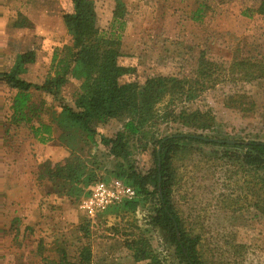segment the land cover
I'll return each instance as SVG.
<instances>
[{
  "label": "rangeland",
  "instance_id": "374dc122",
  "mask_svg": "<svg viewBox=\"0 0 264 264\" xmlns=\"http://www.w3.org/2000/svg\"><path fill=\"white\" fill-rule=\"evenodd\" d=\"M94 1L103 34L106 37L114 34L115 39H119L116 48L125 63L137 66L142 72L178 75L183 63L188 73L201 52L226 69L232 63L252 65L250 69L255 76L250 82L234 74L239 82L221 83L215 91L205 95L202 107L213 108L219 126L215 131L198 134L214 140L264 143V16L247 18L242 15L240 0H218L219 4L209 10L207 17L196 23L190 19V1L188 4L180 0H122L126 7L124 21L112 25L119 1ZM29 4L35 9L39 2ZM57 7L58 26H48L55 27L58 34H50L44 28L43 32L35 34V44L40 49L38 65L32 68L29 77L39 84L54 75L56 63L68 56L62 17L73 8L70 0H58ZM17 16L15 13L11 21L0 25V52L21 49L23 31L12 26ZM226 69L222 80L228 76ZM234 93L248 97L246 102L254 105L253 113L250 110L249 114H243L224 106L225 96ZM5 97L9 108L14 94L10 92ZM33 100L40 108L33 115L34 121L50 125L52 129L50 135H43L47 140L35 137L28 149L33 154L44 191L40 206L43 211L50 210L51 222L39 230L20 225L21 244L25 245L27 257L9 264H59L62 249L66 250L70 261L76 262L84 247L91 251L90 264H187L169 243L167 233L156 224L161 207L154 183L148 186L149 195L138 197L136 210L114 207L94 221L87 217L84 201L89 189L95 183L115 180L118 161L106 155L101 147L90 144L85 131L61 114L60 105L75 108L71 84L62 91L60 100L38 93ZM96 128L100 134L112 138L121 125L112 121L97 123ZM11 132L13 138L23 136L21 130ZM179 132L189 131L170 125L163 127L159 136ZM193 144V153L181 157L174 165L173 205L183 230L189 238L199 241L197 250L205 264H264V214L259 210L264 207V185L260 183L264 181V165L254 172L244 161L245 150ZM131 150L138 172L146 175L154 168L151 150L144 152L135 142ZM235 151H239L236 154L240 162L234 161V156L226 159ZM77 160L82 162L84 170L82 182L49 177L48 166L54 169L56 165L64 166ZM134 249L145 251L149 259L136 263ZM0 264H6L1 257Z\"/></svg>",
  "mask_w": 264,
  "mask_h": 264
},
{
  "label": "trees",
  "instance_id": "16d2710c",
  "mask_svg": "<svg viewBox=\"0 0 264 264\" xmlns=\"http://www.w3.org/2000/svg\"><path fill=\"white\" fill-rule=\"evenodd\" d=\"M118 1L113 13L112 25L124 21L126 7L122 0ZM180 1L192 3L190 19L196 23H201L207 17L209 10L219 4L218 0ZM240 1L242 15L245 17L264 16V0ZM70 2L72 12L63 15L67 33L65 51L68 56L56 63L55 74L50 75L42 84L28 82L22 78L27 74L28 66L37 62L40 50L37 43L34 50L18 51L14 68L10 72L0 73V87L6 86L11 91H15L11 106L14 121L18 124L30 123V115H36L37 112L32 111L36 106L32 103L31 91L48 94L60 100L62 91L71 84L75 108L60 105L61 114L67 121L69 120L68 122L75 123L85 131L90 144L97 148L101 147L106 155L118 161L117 171L114 173L115 180H120L136 189V198L133 201L115 207L136 210L139 206L138 197L149 195L148 186L154 183L155 194L161 207L156 224L167 233L169 243L175 247L178 256L187 264H205L197 250L199 241L187 236L173 205V186L176 181L174 165L181 157L193 153V143H199L205 146L217 145L245 150V163L253 167L254 172L262 169L263 142L245 143L232 140L233 144H226L229 139L214 140L198 134V132L215 131L219 124L213 108L202 107L205 95L215 91L221 83L239 82L240 79L234 74H239L245 81L250 82L255 76L250 69L252 65L232 63L230 68L226 69L227 67L222 64L210 61L201 52L193 60L192 69L188 73H185L186 66L182 65L183 63L180 67L181 73L178 75L142 72L137 66L125 63L124 57L116 48L119 39H115L114 34L106 37L99 28L94 0H70ZM1 20L0 15V25ZM30 24L26 18L19 17L12 26L15 29L26 28L30 27ZM189 57L194 58L190 54ZM56 59L57 54L54 56V61ZM225 69L228 76L227 79L224 77L225 79L222 80ZM255 79L257 78L253 80ZM247 98L245 95L234 93L225 96L222 103L228 109L239 113L249 114L250 110L253 113L254 105L247 103ZM161 105L165 106L161 108ZM112 121L121 125L116 135L109 138L100 134L96 124H107ZM170 125L189 132L159 136L161 129ZM31 129L33 135L43 141L47 140L43 135H50L52 130L50 125H40L39 128L31 127ZM202 138L212 141H204ZM133 142L144 152L152 151L155 166L146 175L138 172L136 168L131 150ZM238 152L229 153L226 159H232L234 156L233 160L240 162ZM75 162L77 164L69 162L64 166L56 165L54 169L48 166L49 177L68 182H82L85 176L82 162L80 160ZM260 183L264 185L263 180ZM259 210L264 214V207ZM134 259L136 263H143L149 259V254L134 249ZM90 262L91 251L88 247L82 249L80 258L76 262L68 259L66 250H60L59 264H90Z\"/></svg>",
  "mask_w": 264,
  "mask_h": 264
},
{
  "label": "crops",
  "instance_id": "0c3cea01",
  "mask_svg": "<svg viewBox=\"0 0 264 264\" xmlns=\"http://www.w3.org/2000/svg\"><path fill=\"white\" fill-rule=\"evenodd\" d=\"M32 2H39L35 9L29 4ZM57 3L58 0H0L1 24L2 22L6 24L15 13L18 14L17 17L26 18L31 23L30 27L19 29L23 31L20 52L34 50L35 34L43 32L42 28L50 34H58L55 27L48 26H58ZM17 55L16 51L0 52V73L10 72L14 68ZM37 65L38 62L29 65L27 74L22 78L28 82L38 83L29 77L30 71ZM10 92L15 94V91L6 86L0 87V129L4 130L3 132L0 130V257L6 264L27 257L24 254L25 245L21 244L23 240L20 235L23 237V232L19 231L20 225L39 230L51 222L48 218L50 210L43 211L40 206L44 191L38 180V169L35 167L33 154L28 150L36 139L31 127L39 128L41 123L34 121L33 115H30V123H16L11 109L12 100L9 108L6 104L5 95ZM31 93L32 103L36 93L43 94L36 91ZM34 108L32 111L38 113L40 108L37 106ZM14 129L21 130L23 136L11 137V131Z\"/></svg>",
  "mask_w": 264,
  "mask_h": 264
},
{
  "label": "built area",
  "instance_id": "2783aa9c",
  "mask_svg": "<svg viewBox=\"0 0 264 264\" xmlns=\"http://www.w3.org/2000/svg\"><path fill=\"white\" fill-rule=\"evenodd\" d=\"M136 198V191L120 180L99 182L89 189V196L84 201L87 217L94 221L108 209L120 206Z\"/></svg>",
  "mask_w": 264,
  "mask_h": 264
},
{
  "label": "water",
  "instance_id": "95a60500",
  "mask_svg": "<svg viewBox=\"0 0 264 264\" xmlns=\"http://www.w3.org/2000/svg\"><path fill=\"white\" fill-rule=\"evenodd\" d=\"M196 138H199V137H196ZM204 141H212V140H208V139H205V138H202ZM219 143H224V142H219ZM226 144H233V142L231 141H228V142H225Z\"/></svg>",
  "mask_w": 264,
  "mask_h": 264
}]
</instances>
